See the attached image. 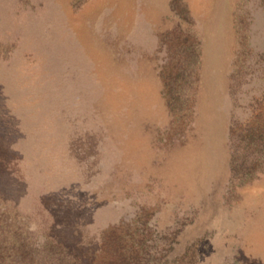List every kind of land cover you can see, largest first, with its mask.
Segmentation results:
<instances>
[{
    "label": "rangeland",
    "instance_id": "obj_1",
    "mask_svg": "<svg viewBox=\"0 0 264 264\" xmlns=\"http://www.w3.org/2000/svg\"><path fill=\"white\" fill-rule=\"evenodd\" d=\"M0 264H264V0H0Z\"/></svg>",
    "mask_w": 264,
    "mask_h": 264
}]
</instances>
